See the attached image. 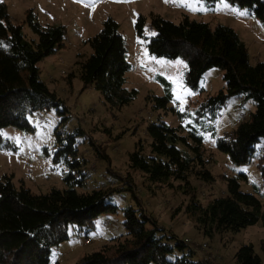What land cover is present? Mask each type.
I'll use <instances>...</instances> for the list:
<instances>
[{"label":"trees","instance_id":"trees-1","mask_svg":"<svg viewBox=\"0 0 264 264\" xmlns=\"http://www.w3.org/2000/svg\"><path fill=\"white\" fill-rule=\"evenodd\" d=\"M202 1L212 5L220 0ZM221 1L250 11L264 26V0ZM142 23L143 18L137 17V35ZM149 24L152 34L145 38L147 52L154 57L184 61L183 82L187 88L196 89L198 80L209 69L221 72L224 90L207 95L198 105L199 115L213 116L229 99L243 97L251 101L253 111L249 120L239 123L216 141L217 149L227 154L232 163L249 162L257 142L264 138V61L250 65L243 43L227 26L210 27L185 16L172 23L157 15L150 16ZM64 35L60 25L39 24L31 10L25 11L21 24L14 23L5 5L0 3V149H14L11 142L2 140L3 129L33 131L28 121L33 113L54 109L63 120L67 119L64 106L38 78V63L63 47ZM84 44L90 49L89 55L85 59L79 57L73 64L81 90L92 86L108 110H118L130 103L136 92L125 88L124 75L129 65L116 23L105 18L100 29ZM151 99L154 109H163L167 102L166 98ZM82 133L80 128H75L64 136L55 134L54 163L64 162L79 175L70 172L65 176L67 189L51 188L46 193L34 194L23 187L15 188L12 177L0 179V264H49L51 249L69 239V225L84 229L101 215L113 212L116 207L109 200L122 192H128L136 205L124 210L126 238L112 239L113 246L85 254L76 264H215L211 255L204 253L205 243L195 245L188 239L157 234L163 230L155 227L153 219L142 208L131 175L121 178L108 170L119 179V184L77 193L76 189L83 188L87 179L80 170L83 164L75 160V137ZM147 133L151 139L150 150L146 153L140 144L139 149L129 154V171L141 174L157 189L170 187L173 181L187 182L190 174L205 182L212 180L204 167L205 152L198 138H190L193 144L189 146L187 139L178 135V129L162 121L150 123ZM180 142L189 146L192 154L180 151L176 147ZM256 157L264 188V154ZM222 179L227 183L224 196L211 200L206 207L192 201L183 211L196 230L207 236L236 234L247 227L264 224L260 201L242 192L237 178L223 176ZM260 250L264 254V240ZM195 255L199 256L198 260L194 259ZM233 260L235 264H263L252 244L239 247Z\"/></svg>","mask_w":264,"mask_h":264},{"label":"rangeland","instance_id":"rangeland-1","mask_svg":"<svg viewBox=\"0 0 264 264\" xmlns=\"http://www.w3.org/2000/svg\"><path fill=\"white\" fill-rule=\"evenodd\" d=\"M0 3L5 5L14 23L21 24L25 11L31 10L39 24L64 28L63 47L38 63V78L64 106L67 118L63 120L62 115L51 109L28 117L33 127L30 133L3 129L2 140L11 142L14 149H0V179L12 177L15 188L23 187L34 194L46 193L51 188L67 189L65 176L70 172L79 175L64 162L54 163L55 134L64 136L80 128L83 133L75 137V160L83 164L80 170L87 179L83 188L76 189L77 193L113 186L119 184L118 176L131 175L142 208L153 219L155 227L163 230L157 232L159 236L173 235L195 245L205 243L204 253H209L215 264H235L233 256L237 249L252 244L264 264L260 250L264 224L247 227L236 234L207 236L198 232L193 221L183 213L192 201L206 207L211 200L224 196L227 183L223 176L237 178L240 190L254 195L264 209V188L256 166V156L264 154V138L257 142L254 157L242 165L232 163L229 156L216 147L218 138L249 120L253 111L251 101L243 97L229 99L213 116L199 115L198 105L205 97L224 90L221 72L209 69L198 80L196 89H189L183 82L185 62L150 55L145 39L152 34L151 15L172 23L185 16L210 27L219 24L237 35L252 65L264 61V26L250 11L221 0L212 5L202 0H0ZM139 16L143 23L137 35L135 25ZM108 17L116 23L125 47V61L129 65L124 75L125 88L136 92L135 98L118 110H108L92 86L81 90L73 66L79 57L85 59L89 55L90 49L84 42ZM23 31L29 36L25 27ZM71 73L73 77H69ZM153 97L166 98L163 109H154ZM158 121L178 129V135L186 138L189 146L193 144L190 138L201 141L206 160L204 167L212 180L205 182L190 174L187 182L173 181L170 187L157 189L141 174L128 170L127 157L139 149L140 144L149 152L151 139L147 127ZM189 146L181 142L176 145L180 151L192 154ZM109 203L115 210L101 215L87 228L69 225V239L51 249L49 264H76L85 254L113 246L112 239L126 238L124 210L136 205L128 192L112 195ZM194 259L198 260L199 256L195 255Z\"/></svg>","mask_w":264,"mask_h":264},{"label":"snow or ice","instance_id":"snow-or-ice-1","mask_svg":"<svg viewBox=\"0 0 264 264\" xmlns=\"http://www.w3.org/2000/svg\"><path fill=\"white\" fill-rule=\"evenodd\" d=\"M85 6L87 7L88 5L86 4ZM224 6H225V7H227V5H226V4H225ZM181 110L183 111V109H181Z\"/></svg>","mask_w":264,"mask_h":264},{"label":"built area","instance_id":"built-area-1","mask_svg":"<svg viewBox=\"0 0 264 264\" xmlns=\"http://www.w3.org/2000/svg\"><path fill=\"white\" fill-rule=\"evenodd\" d=\"M85 243H86V244H88V243H89V241H88V240H86V241H85Z\"/></svg>","mask_w":264,"mask_h":264}]
</instances>
